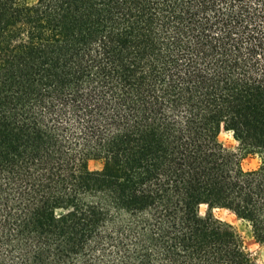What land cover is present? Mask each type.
<instances>
[{"label":"trees","instance_id":"16d2710c","mask_svg":"<svg viewBox=\"0 0 264 264\" xmlns=\"http://www.w3.org/2000/svg\"><path fill=\"white\" fill-rule=\"evenodd\" d=\"M215 209L264 246V0H0V264H257Z\"/></svg>","mask_w":264,"mask_h":264},{"label":"rangeland","instance_id":"374dc122","mask_svg":"<svg viewBox=\"0 0 264 264\" xmlns=\"http://www.w3.org/2000/svg\"><path fill=\"white\" fill-rule=\"evenodd\" d=\"M219 140L222 145L233 152H237V143L232 137L230 132L222 131L219 136ZM258 160L252 156L244 157L241 160V167L244 170H250L257 167ZM102 167V163L99 161H92L89 163V170H98ZM201 211H205V207L201 208ZM215 217H217L222 223L232 229L242 240L244 249L250 253L255 259L257 264H264V246L255 242L252 237L251 230L248 225L236 218V216L227 210L215 209L213 211Z\"/></svg>","mask_w":264,"mask_h":264}]
</instances>
